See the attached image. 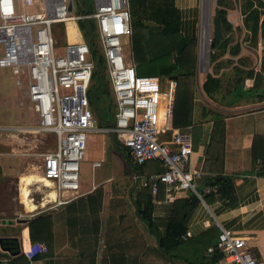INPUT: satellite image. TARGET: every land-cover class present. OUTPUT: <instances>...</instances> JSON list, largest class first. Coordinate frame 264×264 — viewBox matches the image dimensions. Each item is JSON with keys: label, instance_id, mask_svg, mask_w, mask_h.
I'll use <instances>...</instances> for the list:
<instances>
[{"label": "built area", "instance_id": "built-area-1", "mask_svg": "<svg viewBox=\"0 0 264 264\" xmlns=\"http://www.w3.org/2000/svg\"><path fill=\"white\" fill-rule=\"evenodd\" d=\"M264 16V0H260ZM0 0V67L7 68L16 88L22 89L34 119L32 131L50 136L53 147L40 154L38 171L54 193L46 208L65 204L81 193L78 190L79 163L85 157L86 139L101 131L108 132L122 146L129 160L143 167L157 161L162 170L149 174L126 169L132 186L148 188L155 195L162 186L164 202L179 192L198 197L196 179L201 170L190 166L191 135L187 127L172 125L175 83L168 77L141 75L131 59L124 57L121 37L131 33L126 0H91L90 11L71 14L72 0ZM32 5L27 10L25 7ZM91 20L98 42L113 101L112 121L103 130L96 125L87 99L94 63L82 38L68 41L66 23L80 33L77 22ZM62 26L63 42L56 44L54 26ZM79 35V34H78ZM211 37L199 28L196 44L197 64L207 57ZM61 49L60 54L55 50ZM100 127V128H99ZM17 131L0 127V133ZM101 160L92 161L97 167ZM203 185L202 193L212 191ZM45 208V209H46ZM189 236L185 231L180 238ZM217 250L231 264H258L243 238L219 228L209 253ZM19 253L27 260L47 253L44 243L19 244ZM9 258L1 259V262Z\"/></svg>", "mask_w": 264, "mask_h": 264}, {"label": "crops", "instance_id": "crops-1", "mask_svg": "<svg viewBox=\"0 0 264 264\" xmlns=\"http://www.w3.org/2000/svg\"><path fill=\"white\" fill-rule=\"evenodd\" d=\"M204 1L208 3L207 12L210 15V0H126V3L130 17L132 15L131 12L133 10L136 11L135 15H138L141 19L140 23L147 28L157 27L160 21L145 19L161 16L162 12L165 11V5H169L171 8L169 15L175 21L176 34L180 38H194L195 40L199 16L204 9ZM213 1L215 7V0ZM150 3L156 8L155 11V8L149 9ZM212 17L214 16L212 15ZM78 34L76 38H81L80 33ZM196 56L195 48L194 68L197 61ZM172 80L175 83V75ZM244 103L248 104V106L232 104V106L222 107L223 105L220 104V112L210 111L197 98L193 97L191 125L186 127L191 135L192 153L189 161L190 166L201 170V174L196 179L198 197L195 198H197V202L189 209L183 204L182 206L180 205V203H185L187 197L192 195L190 192H179L172 201L168 202H164L163 199H156L150 194L152 206L150 220L155 231L161 233L164 230L173 206L187 210V215L184 218V229L179 235L180 237L185 231L189 232V236L181 240L188 241L185 249L180 251L182 258L166 256L157 248L156 236L150 237L149 234L153 235L154 232L147 230L145 224H141L142 226L134 225L132 221L128 220L125 224H121L124 228L123 236L132 239L134 245L130 249L123 251L122 256L125 264H190L189 260L192 256H194V262L197 263L199 261L197 260L196 246L203 236H205L203 239L207 246L205 250L201 249L200 252L202 254L201 257L206 258L208 261L210 252L208 253L206 249L215 243L214 232L216 229L219 231V228L230 230L241 236L244 244L252 251L258 264H264V176L255 173V169L260 166L261 161L259 159L254 161L251 159V140L253 135L262 137V142L256 145L255 150L262 156L264 155V100L249 103L244 101ZM213 114L220 116L223 123L222 143L221 145L216 144L214 147L215 151L219 152V149L222 151L220 159H216L217 161L214 158L210 159L208 163L209 170L205 171L203 170V162L207 155L203 154V149L208 141L209 131L214 121ZM193 130L194 137L192 134ZM94 168L96 167H91L90 165L91 170ZM213 180L216 183L211 186L213 189L210 194L200 192L203 185H209L208 183L213 182ZM101 183L102 181L98 180L92 181L89 187L79 183L78 190L81 193L79 196L65 204L43 209L39 213L28 217L30 219L37 215H51L53 232V249L51 251L47 250L46 254L36 256L31 260H27L24 257L28 264H84L85 257L88 259V255H80L78 249L79 247L86 248L87 246L81 244V241L90 242L93 240L94 226L89 220L86 224L77 222L75 225H67L63 216L65 209L69 211L70 215L73 213L71 207H69L71 204H76L77 209L84 208L85 206H81L84 197L98 186L101 187L102 194L98 212L97 240L92 263L107 264V249L104 251L107 194L105 192L106 187L101 185ZM137 188V186L130 187V199L134 195L133 191ZM18 196L17 192L16 196L11 198L12 211L16 205L14 200H17ZM25 209L31 210L33 208L31 204L25 203ZM7 214L6 210L0 208V227L3 228L2 230L0 229V237L15 236L18 243L23 245L30 241L27 227L25 226L27 218H19L12 223H7ZM75 215L77 216L76 221H80V212L76 211ZM127 225L129 227L125 228ZM212 251L220 254L217 250ZM7 257L9 258L8 261H10V258L14 256H9L0 250V264H7L8 261L1 262V259ZM14 264L16 263L14 262ZM206 264L231 263L223 261L220 255L215 261H208Z\"/></svg>", "mask_w": 264, "mask_h": 264}, {"label": "trees", "instance_id": "trees-1", "mask_svg": "<svg viewBox=\"0 0 264 264\" xmlns=\"http://www.w3.org/2000/svg\"><path fill=\"white\" fill-rule=\"evenodd\" d=\"M236 2L238 4V11L241 15V25L246 33L247 39L256 41L258 37L262 43V63L264 64V16H260L259 7L261 6L260 0H232L231 2L227 0H215V7L213 9V16L217 18L219 23V30L221 38L216 40L211 37V53L209 55V61H216L220 56L224 54L236 55L238 51V45L236 43L230 44L231 41V25L225 19V8H230L232 4ZM152 3L149 4V9L152 10ZM165 11L162 12L161 16L150 17L145 20H152L159 22L157 27H145L140 23V18L136 14V11L131 12L130 17V40H131V55L132 62L135 69V72L139 74V68L141 65L147 64L149 61L148 58H151L150 55L151 47L148 45L152 37V33L158 32V34L163 37L165 40L169 37L170 34L176 33L175 21L169 11L171 8L169 5H165ZM156 8L154 9V11ZM85 11H90L87 7ZM135 15V16H134ZM130 16V14H129ZM78 29L82 40L87 44V47L90 51V59L94 63V69L91 74V83L89 84L87 90V99L88 104L94 115L97 117V125L101 127V120L105 127L111 125L110 121L107 122L105 117L107 112L110 110V104L112 101L110 90L107 84V79L102 70H100L101 60L96 52L95 45L92 41V38L95 36L94 27L91 23V20H79L77 22ZM172 55V60H169V55L167 54L166 62H160L154 64L155 72L148 75L156 76H170L175 75V86L173 91V113H172V125L174 127H186L191 125V113H192V104H193V76H194V38H180L176 46L170 50ZM217 64H215L216 66ZM232 77L227 81L226 86L224 87V95H220L218 102L225 97L226 95L231 94L232 101L237 99H245V102H260L264 100V77L262 75L254 74L251 70L244 71L239 67L232 65L231 66ZM216 70V67L214 68ZM264 75V74H263ZM252 79V83L249 87L243 88L244 79ZM201 92L207 99H212L215 95L219 94L218 92L221 89V82L218 77H215L211 74H206L204 79L200 83ZM214 121L209 131L208 141L205 144L203 149V154L207 155L206 159L203 162V170H209V161L211 158L216 159L221 158V149L215 151V145H221L223 137V123L217 114L212 115ZM262 142V137L259 135H253L251 140V159L254 161L259 159L260 166L255 169V173L264 176V155L256 152L255 147L258 143ZM112 147L114 146L119 155L121 161L125 165V169H130L140 172L144 168L147 174L151 172H160L162 170L160 164L157 161H148L143 167L136 166L132 164L129 160V157L126 154L125 149L116 144L111 137ZM264 151V149H263ZM262 156V157H261ZM132 164V165H131ZM216 181L208 183L210 186L214 185ZM131 204L132 209L128 205L125 208L124 212H120L116 215L114 212V207L110 206L107 211L106 217V229H105V238H104V251L107 249V264H125L123 262V251L125 249H130L134 244L132 239L126 238L123 236L124 228L121 225L122 217L128 213L130 215L129 221H132L139 226L145 224L147 230L154 232V234H149L150 237L156 236V246L168 257H177L182 258L181 252L183 251L188 243V241H181L179 237L180 233L184 229V218L187 215V210L176 208L173 206L172 212L166 223L164 230L160 233L155 231L151 220L150 212L152 209L151 206V197L148 188L138 187L133 191ZM206 193V194H210ZM102 190L101 187H96L90 194L86 195L83 199L82 207L78 208L76 204H71V215L69 211L65 209L64 212V222L69 225H75L77 222L80 224H86L89 220L90 223L94 226L93 229V240L90 242L81 241V244L87 245L86 248L79 247L78 253L80 255H88V259L85 257L84 264H93L92 257L95 249L96 236L98 230V212L100 210V200H101ZM156 199H162V186H159L157 193L153 195ZM206 196V195H205ZM197 198L194 195L187 197L185 203H180L186 206L188 209L192 208L196 204ZM68 206V205H67ZM179 209V210H178ZM80 212V221H76L77 216L75 212ZM83 213V214H82ZM52 216L51 215H37L33 218L27 219L26 227L27 234L30 241H41L43 242L48 251L53 249V232L51 228ZM129 227L128 225L125 228ZM151 232V233H152ZM208 232V231H207ZM156 233V234H155ZM217 229L214 232V237L217 236ZM107 236V239H106ZM148 237V238H150ZM205 238V236H203ZM201 239L196 246L198 254L197 263L194 262V256L190 258V264H206L208 261H215L220 254L215 251H211L208 254V261L206 258L201 257V249L205 250L207 244H205L204 239ZM216 240V239H215ZM6 243L9 240L5 241ZM132 243V244H131ZM4 244V243H3ZM214 245V244H213ZM86 260L87 263H86ZM28 264L27 260L20 254L11 257L10 261L7 264ZM130 264V263H128Z\"/></svg>", "mask_w": 264, "mask_h": 264}, {"label": "rangeland", "instance_id": "rangeland-1", "mask_svg": "<svg viewBox=\"0 0 264 264\" xmlns=\"http://www.w3.org/2000/svg\"><path fill=\"white\" fill-rule=\"evenodd\" d=\"M14 1L16 6L19 7L18 0ZM227 1L231 2L232 0ZM207 4V1H204V9L199 16L194 49L196 48L197 34L200 27L208 31L211 37V18L213 15L212 10L214 8V1L210 0V15H208L207 12ZM33 7L34 6L29 5L25 8L29 10ZM86 7L90 10L91 0H72L73 9L71 14L81 13ZM225 19L230 23L232 28L230 44L236 43L238 45L237 54H224L216 61L211 62L209 61L211 52H209L200 65L197 64V61L195 62L194 68L193 97L197 98V100L203 103L210 111L220 112L221 105L218 99L220 95H224V87L227 81L232 77V71L230 69L232 65L244 71L251 70L253 75L258 73L264 77L261 40L258 37L255 42L247 39L246 33L241 25L242 18L239 14L238 4L236 2H234L230 8H225ZM66 32L68 41L74 40L76 36L78 37L75 33L74 26L70 22L66 24ZM53 35L56 44L60 45L63 42L61 25L58 24L54 26ZM179 39L180 36L175 33L170 34L169 37L164 40L155 30V32L152 33L150 41H148V45L151 47L149 56L152 57L148 58L149 61L146 66H140L139 74L148 75L154 73V64L166 62L167 54L170 56L169 60L171 61L173 54L170 50L176 46ZM120 40L124 57L132 60V56L130 55L132 44L130 35L121 37ZM92 41L98 52L96 34L92 38ZM60 53L61 49L55 50V54ZM100 62L101 66L99 69L105 74L102 61ZM215 64L217 65L215 66ZM215 67L216 70H214ZM206 74L218 77L221 82L219 94L215 95L212 99H207L200 89V83ZM251 83V78L244 79L243 88L249 87ZM230 100L231 99L223 104L222 107L232 106V104L248 106V104L244 103L245 99H237L232 102H230ZM112 111L113 104L111 101L110 110L105 117L107 122L112 120ZM93 117L97 120L94 113ZM101 124L104 125L102 120ZM102 125L101 127L103 130L106 129V127ZM0 127L15 128V130H17L9 131L7 134L0 133V208H3L8 213L6 215V222L12 223L19 218L28 219L31 215L37 214L47 207L45 203L48 202V193L50 189H47L45 187L46 185L44 186L42 180L34 181L30 184H23V188L21 189L19 178L26 172L39 174L38 165L40 163V154L53 147V140L50 136L41 135L32 131V128H34V119L29 110L28 102L23 96L22 89L16 88L8 69L2 67H0ZM192 134L194 137V130ZM96 159L102 161L99 166L91 170L90 163ZM78 178L79 183L85 187H89L92 181H102L101 185L106 187L107 211L108 208L112 206L117 215L120 212H124L128 205L132 209L130 187L133 186L128 178L124 163L121 161L119 154L112 148L111 135L108 132L101 131L96 134H91L88 139H86L85 157L79 163ZM23 191H25L26 195L23 194ZM17 192L19 198L17 197V200H14L16 205L14 207L15 209L12 211V203L10 201L12 196H16ZM25 203L31 204L33 209H25ZM130 218V215L126 213L121 219V224H125ZM0 229L2 230L3 228L0 227Z\"/></svg>", "mask_w": 264, "mask_h": 264}, {"label": "water", "instance_id": "water-1", "mask_svg": "<svg viewBox=\"0 0 264 264\" xmlns=\"http://www.w3.org/2000/svg\"><path fill=\"white\" fill-rule=\"evenodd\" d=\"M211 24H212V28H211V37H212V39H216V40L220 39L221 38V34H220V30H219V23H218V20H217L216 17H212L211 18ZM210 45H211V42H210ZM170 78L174 79V75L170 76ZM231 98H232L231 94L227 95L225 98H223L220 101V104H222V105L225 104ZM112 148L114 149V151L116 153L120 154L119 151H117L114 146ZM6 240H9V242L6 243L5 242ZM0 250L5 252V253H7L9 256L17 255L19 253V243H18L17 238L15 236H12V237H0Z\"/></svg>", "mask_w": 264, "mask_h": 264}, {"label": "bare ground", "instance_id": "bare-ground-1", "mask_svg": "<svg viewBox=\"0 0 264 264\" xmlns=\"http://www.w3.org/2000/svg\"><path fill=\"white\" fill-rule=\"evenodd\" d=\"M67 24V23H66ZM67 35V32H66ZM20 186L21 189L23 188V184H30L34 181H41L44 183V185L48 186L49 183L46 179H43L39 174H36L34 172H26L20 176ZM23 194L26 195L25 191H23ZM54 197L53 191L50 189V192L48 193V201L49 199L52 200Z\"/></svg>", "mask_w": 264, "mask_h": 264}]
</instances>
